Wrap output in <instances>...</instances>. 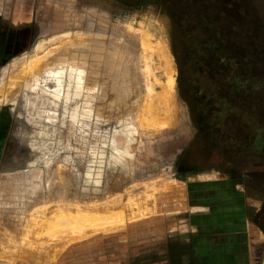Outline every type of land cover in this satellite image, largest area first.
Returning <instances> with one entry per match:
<instances>
[{
  "label": "rangeland",
  "instance_id": "obj_1",
  "mask_svg": "<svg viewBox=\"0 0 264 264\" xmlns=\"http://www.w3.org/2000/svg\"><path fill=\"white\" fill-rule=\"evenodd\" d=\"M166 9L215 10L237 48L231 74L261 82L249 96L231 88L224 119L181 94L178 57L198 95L207 74L174 53ZM248 103L264 123V0H0V264H79L80 247L166 229L194 177L264 199V130L247 133ZM79 209L99 215L70 225L63 211ZM113 209L126 215L116 228Z\"/></svg>",
  "mask_w": 264,
  "mask_h": 264
},
{
  "label": "crops",
  "instance_id": "obj_2",
  "mask_svg": "<svg viewBox=\"0 0 264 264\" xmlns=\"http://www.w3.org/2000/svg\"><path fill=\"white\" fill-rule=\"evenodd\" d=\"M186 187V202L160 219L166 229L123 234L84 256L80 247L79 264H264L262 196L225 176L194 177Z\"/></svg>",
  "mask_w": 264,
  "mask_h": 264
},
{
  "label": "trees",
  "instance_id": "obj_3",
  "mask_svg": "<svg viewBox=\"0 0 264 264\" xmlns=\"http://www.w3.org/2000/svg\"><path fill=\"white\" fill-rule=\"evenodd\" d=\"M173 29V50L176 56L177 47L180 46L183 58L190 59L192 67L202 68L207 74L205 79L207 83L203 85L204 92L199 95L194 88V83L187 73L185 64L178 57L180 69V92L188 93V103L196 104L200 102L203 113H209L212 110L215 114L219 113L224 119L223 111L228 108L229 90L231 88H240L249 96L253 94L261 82L253 74L241 71H235L231 74L230 64L233 62V47L225 36L221 25L214 19L217 12L212 9H166ZM233 70V69H232ZM188 74V75H187ZM258 106V103H257ZM255 104H247V133L255 137L256 131L264 130V123L259 124V115L254 109ZM223 107V108H222ZM218 109V111H217ZM217 111V113H216ZM214 118H217L215 116ZM257 124V125H254ZM252 139H249L251 143Z\"/></svg>",
  "mask_w": 264,
  "mask_h": 264
},
{
  "label": "bare ground",
  "instance_id": "obj_4",
  "mask_svg": "<svg viewBox=\"0 0 264 264\" xmlns=\"http://www.w3.org/2000/svg\"><path fill=\"white\" fill-rule=\"evenodd\" d=\"M160 60V59H159ZM127 63V62H126ZM31 67V66H30ZM105 68H106V66H105ZM168 69H169V67H167ZM167 69V70H168ZM172 69V68H171ZM169 72H170V69L168 70ZM167 71V72H168ZM167 72H166V75H167ZM168 72V73H169ZM172 72V71H171ZM21 75V74H20ZM107 76V75H106ZM168 77L167 78H169V76H170V73L167 75ZM126 80V79H125ZM168 80V82L165 84V90L162 88V90H164V91H161V92H165V94L166 95H170L172 92H173V85H174V83H173V80H172V76L170 77V79H167ZM166 80V81H167ZM159 81H160V79H159ZM160 82H162V81H160ZM156 83H157V81H156ZM164 83V82H163ZM163 83H162V85H163ZM126 84V83H125ZM124 84V85H125ZM157 84H160V83H157ZM162 85H160V86H162ZM107 86V85H106ZM154 90V89H153ZM155 91L156 90H154V91H152V94H153V92L155 93ZM114 95V94H113ZM156 97H157V95L156 94H154ZM154 95H153V97H154ZM110 96V95H109ZM151 96V95H150ZM161 96H162V98H163V95L161 94ZM161 96H159V97H161ZM152 97V98H153ZM154 99H157V98H154ZM154 99H152V100H154ZM164 99V98H163ZM155 101V100H154ZM158 101V100H157ZM156 102V101H155ZM148 103H150L151 104V100H149L148 101ZM159 104V103H158ZM148 106V108L147 107H145V108H147L148 109V112L150 113V114H152L153 116H152V118H154V124H156V125H158V124H163L164 122H161L158 118H160V113H161V109L160 108H158L156 105H154V104H152V105H147ZM162 107V106H161ZM151 112H150V111ZM165 110V109H164ZM157 112V115H158V117L157 116H155V113ZM163 116V115H162ZM150 118V117H149ZM168 122V121H167ZM166 123V122H165ZM111 206H113V208L114 209H117V207L118 206H116V205H111ZM115 206V207H114ZM141 207V206H140ZM112 210V211H110V213H112L113 215L112 216H110V217H108V220H107V223H108V225L110 226V227H112V228H116V227H118L119 225H121V224H123L125 221H126V215L123 213V210L122 209H118V210ZM139 209V208H138ZM80 210V209H79ZM76 211V212H73V211H69V212H67V211H63V213L65 214V212L66 213H68L66 216H68V218L67 217H65V216H62V218L63 217H65L67 220H69L68 222H69V224L70 225H73V226H75L76 224L77 225H79V227H81L82 226V223H81V220H82V217H90V216H95V217H98V215L99 214H97V213H91V212H82L81 210L80 211ZM85 211H87V210H85ZM147 211V210H146ZM146 211H145V213H146ZM141 210H136V211H134V212H132L133 214H135V215H133L132 214V219H135L134 217H138V216H143L141 213ZM99 213V212H98ZM61 215V214H60ZM55 216V215H54ZM58 217H59V214L57 215ZM57 216H55L54 218H56V219H58L57 218ZM146 216V215H145ZM48 217V216H47ZM61 217V216H60ZM59 217V219H61ZM130 218V219H131ZM65 219V220H66ZM80 219V220H79ZM48 220V219H47ZM38 222V221H37ZM40 223V222H39ZM48 232V231H47ZM33 236H35L34 234H33ZM31 239V238H30ZM13 263V262H12Z\"/></svg>",
  "mask_w": 264,
  "mask_h": 264
}]
</instances>
